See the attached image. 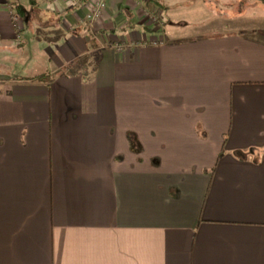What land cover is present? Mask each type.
<instances>
[{"label": "crops", "instance_id": "1", "mask_svg": "<svg viewBox=\"0 0 264 264\" xmlns=\"http://www.w3.org/2000/svg\"><path fill=\"white\" fill-rule=\"evenodd\" d=\"M92 1L0 0V264H264V13Z\"/></svg>", "mask_w": 264, "mask_h": 264}, {"label": "rangeland", "instance_id": "2", "mask_svg": "<svg viewBox=\"0 0 264 264\" xmlns=\"http://www.w3.org/2000/svg\"><path fill=\"white\" fill-rule=\"evenodd\" d=\"M179 1L187 2V0H177V2ZM210 1L213 2V11L216 12L217 14L234 15L238 13L240 10H243V12H247V13L254 12L256 14H262V15L264 13V3H262L264 2V0H262V2H256L255 4L251 0H227V3H230V6L226 5V7L217 5L216 0H210ZM146 17L149 23L151 24L161 23V19L158 13L147 12ZM186 22L191 24V22L189 21Z\"/></svg>", "mask_w": 264, "mask_h": 264}, {"label": "built area", "instance_id": "3", "mask_svg": "<svg viewBox=\"0 0 264 264\" xmlns=\"http://www.w3.org/2000/svg\"><path fill=\"white\" fill-rule=\"evenodd\" d=\"M49 3H55L58 0H47ZM107 10V3L106 0H93L92 1V6H91V11L88 15V19L95 23L97 21H99L104 12ZM8 11L9 13L12 15L14 24H16V26L21 29V25H20V20H19V16L16 14V12L13 10L12 6H8ZM134 44H139V45H148V44H157V42L152 41H141V42H133L132 45ZM124 46H119V50H121Z\"/></svg>", "mask_w": 264, "mask_h": 264}, {"label": "trees", "instance_id": "4", "mask_svg": "<svg viewBox=\"0 0 264 264\" xmlns=\"http://www.w3.org/2000/svg\"><path fill=\"white\" fill-rule=\"evenodd\" d=\"M92 43H90V45L91 44H94V41H91ZM80 64V60H77V61H75L74 63H72L71 65H70V67H76V66H78Z\"/></svg>", "mask_w": 264, "mask_h": 264}]
</instances>
